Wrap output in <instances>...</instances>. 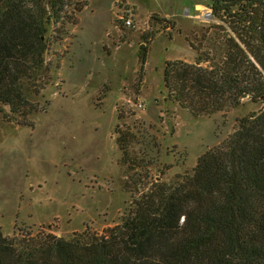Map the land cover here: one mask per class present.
I'll return each mask as SVG.
<instances>
[{"label": "rangeland", "instance_id": "rangeland-1", "mask_svg": "<svg viewBox=\"0 0 264 264\" xmlns=\"http://www.w3.org/2000/svg\"><path fill=\"white\" fill-rule=\"evenodd\" d=\"M65 11L77 22L64 25L61 39L50 26L47 109L30 114L33 126H21L0 104V229L8 236L101 234L130 206L123 182L131 175L147 187L192 173L238 118L261 108L245 97L194 116L164 84L168 61L194 63L195 47L205 48L214 23L208 0H88ZM116 126L137 133L131 149L144 160L132 169L120 163Z\"/></svg>", "mask_w": 264, "mask_h": 264}, {"label": "trees", "instance_id": "trees-1", "mask_svg": "<svg viewBox=\"0 0 264 264\" xmlns=\"http://www.w3.org/2000/svg\"><path fill=\"white\" fill-rule=\"evenodd\" d=\"M87 1L0 0V104L17 124L33 126L30 114L49 105L43 89L53 74L44 58L50 26L61 39L64 25L77 22L65 8L80 11ZM208 3L214 23L205 48L195 47L194 63L165 65L170 96L194 116L236 107L245 97L261 108L238 118L192 173L147 187L131 175L123 182L130 206L101 234L85 229L65 240L0 229V264H264V0ZM115 132L120 163L132 169L144 160L131 149L137 133L120 126Z\"/></svg>", "mask_w": 264, "mask_h": 264}, {"label": "water", "instance_id": "water-1", "mask_svg": "<svg viewBox=\"0 0 264 264\" xmlns=\"http://www.w3.org/2000/svg\"><path fill=\"white\" fill-rule=\"evenodd\" d=\"M208 15H210V13Z\"/></svg>", "mask_w": 264, "mask_h": 264}]
</instances>
